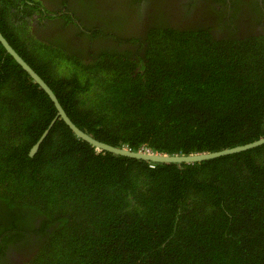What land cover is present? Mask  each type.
I'll return each instance as SVG.
<instances>
[{
	"label": "trees",
	"instance_id": "trees-1",
	"mask_svg": "<svg viewBox=\"0 0 264 264\" xmlns=\"http://www.w3.org/2000/svg\"><path fill=\"white\" fill-rule=\"evenodd\" d=\"M142 1L68 0L76 30L48 42L2 3L0 32L100 142L187 156L263 138L264 29L234 26L247 3L261 26L264 0H234V30L223 16L217 36L161 21L124 34ZM10 246L29 264H264V145L193 164L97 151L0 44V255Z\"/></svg>",
	"mask_w": 264,
	"mask_h": 264
},
{
	"label": "flooded vegetation",
	"instance_id": "flooded-vegetation-1",
	"mask_svg": "<svg viewBox=\"0 0 264 264\" xmlns=\"http://www.w3.org/2000/svg\"><path fill=\"white\" fill-rule=\"evenodd\" d=\"M234 0H143L140 4L134 7L132 13H128V22L124 29L121 30L124 34L130 32L132 35L142 36L146 28L159 21L165 22L170 26L190 28L193 25H204L213 28L212 34L216 35L220 32L218 24L220 25L223 16L231 25L233 31V24L236 23L233 5ZM245 1V0H243ZM251 0H246V2ZM254 1V0H253ZM6 6L9 10L10 23L16 29H26V32L32 34L38 41L48 42L55 39L57 32H62V39L69 41L70 36L67 32V27L76 26L72 23H63L60 18L64 11L68 0H0V5ZM248 4V3H247ZM243 6L239 14V24H236V30L239 34L258 33L264 29V21L261 26L256 25L258 17L253 16L249 6ZM255 6L263 7L261 0H255ZM264 10V7L263 9ZM74 17H80L74 14ZM130 20V21H129ZM131 22H133L131 24ZM61 23V25H59ZM97 23V22H96ZM163 23L164 25H166ZM94 24V20L90 22ZM212 24V25H211ZM56 25L62 26V29ZM96 25V24H94ZM244 26V28H243ZM22 30V31H23ZM24 35L23 32L20 35ZM64 36V37H63ZM128 36V35H126ZM217 36V35H216ZM33 254V253H32ZM27 257L28 252L20 253L15 246H10L5 255H0V264H29L33 255ZM26 256V257H25Z\"/></svg>",
	"mask_w": 264,
	"mask_h": 264
},
{
	"label": "water",
	"instance_id": "water-1",
	"mask_svg": "<svg viewBox=\"0 0 264 264\" xmlns=\"http://www.w3.org/2000/svg\"><path fill=\"white\" fill-rule=\"evenodd\" d=\"M0 44L5 50L6 54L10 55L12 59L22 68V70L32 79L33 83L39 86L41 90L44 91V93L48 96L50 101L52 102L55 110H56V116L60 118L65 125L72 131V133L79 139L83 140L84 142L88 143L90 146H92L97 151H104L108 152L117 156L127 157L131 159L136 160H142L146 162L151 163H174V164H193L197 162L202 161H208L217 159L220 157L244 152L250 149H254L257 147H260L264 145V137L260 138L254 142L233 147L230 149H224L217 152H211V153H200V154H193V155H187V156H169V155H161L156 154L150 151H137L133 152L129 150L128 148H117L111 145H108L106 143L100 142L94 138H92L90 135L86 134L82 130H80L78 127H76L73 122L69 119V117L66 115L65 111L63 110L62 106L60 105L57 97L51 90V88L43 81V79L17 54V52L11 47V45L8 43V41L3 37V35L0 32ZM56 121V118H54L47 129L43 132V134L40 136L38 141L33 145V147L29 151V156L33 157L35 153L37 152L40 144L43 142V140L48 135L50 129L54 125Z\"/></svg>",
	"mask_w": 264,
	"mask_h": 264
}]
</instances>
